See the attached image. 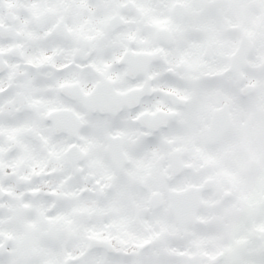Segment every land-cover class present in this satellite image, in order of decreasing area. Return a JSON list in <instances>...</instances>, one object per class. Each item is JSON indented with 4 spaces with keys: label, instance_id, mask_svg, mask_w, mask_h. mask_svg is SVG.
Instances as JSON below:
<instances>
[{
    "label": "snow or ice",
    "instance_id": "1",
    "mask_svg": "<svg viewBox=\"0 0 264 264\" xmlns=\"http://www.w3.org/2000/svg\"><path fill=\"white\" fill-rule=\"evenodd\" d=\"M0 264H264V0H0Z\"/></svg>",
    "mask_w": 264,
    "mask_h": 264
}]
</instances>
